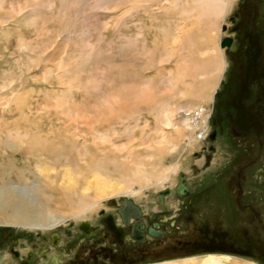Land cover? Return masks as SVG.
<instances>
[{"label": "bare ground", "instance_id": "bare-ground-1", "mask_svg": "<svg viewBox=\"0 0 264 264\" xmlns=\"http://www.w3.org/2000/svg\"><path fill=\"white\" fill-rule=\"evenodd\" d=\"M232 5L233 0H0L1 208L23 210L18 207H26L37 190L103 189L114 177L128 189L98 200L136 197L167 183L174 187L180 162H162L182 143H192L196 128L205 125L198 139L208 133L214 94L227 69L218 29ZM80 13L90 20H79ZM103 38L115 39L133 64L123 58L89 78L83 64L95 59ZM68 40L83 53L72 67L59 61L75 54L65 51ZM202 100L211 102L206 112L196 107ZM129 184L139 190L129 193ZM183 191L178 186L179 196ZM95 203L79 200L73 222L90 220L84 214ZM21 214L7 223L44 231L61 222L53 217L30 223ZM236 260L204 255L156 264Z\"/></svg>", "mask_w": 264, "mask_h": 264}, {"label": "rangeland", "instance_id": "rangeland-1", "mask_svg": "<svg viewBox=\"0 0 264 264\" xmlns=\"http://www.w3.org/2000/svg\"><path fill=\"white\" fill-rule=\"evenodd\" d=\"M49 1L59 4V0ZM81 5H85L84 1ZM42 13L45 18L51 15L48 10ZM78 17L79 20H90L86 14L80 13ZM223 18L225 19L218 29V43L219 48L223 49L227 70L223 81L219 84V89L214 94V103L207 119L208 133L203 139H198L197 133H203L205 125L196 128L193 132L194 141L182 143L175 153L166 156L162 162L163 166L167 167L175 161L180 162L177 174L174 180H171L176 186L173 187L167 183L162 190L151 189L136 197L116 196L104 200H98V197L128 188L114 177L106 181L107 186L103 189H96L94 185L85 188L69 185V190L67 188L37 190L32 192L33 198L24 202L26 207L25 205L18 207L23 210L5 211L0 205L1 253L13 256L17 263L27 260L28 264H41L45 261L53 264L49 261L50 258L63 259V262L67 263L79 249L82 238L91 241L100 237L99 232L94 228L99 225V215L101 217L111 215L118 223V217L114 215L115 209L119 207L122 199H129L141 210L143 222L146 225L162 221L163 237L153 239V247H159L164 243L170 247L174 246L176 239L191 233L192 230L186 223V218L191 217L192 228L197 230L204 239L208 241L222 239L238 245L241 250L247 252V255L226 253L241 258L234 261L235 264H264V0H233L231 9ZM22 31L30 32L24 27ZM226 38L230 40L229 45L221 47L220 42ZM103 39L95 59L83 64L88 71L86 76L89 78L105 70L107 64L121 63L123 58L127 59V63L133 64L131 54L128 51L120 52L119 49L122 48L118 46L115 39L111 41H109L111 38ZM11 40L14 41V38ZM121 42L125 43L124 40ZM72 47V43L68 40L65 51H70L69 53L74 51L72 58L59 59L70 67L76 60H81L83 55L79 47L78 49ZM173 65V62L169 63L168 69L173 70ZM210 105L211 102L205 104V100H202L196 104V107H199L198 111L202 109L206 112ZM233 131H238L242 135L236 137L232 135ZM6 155L13 158V154L9 152ZM129 186V193L139 190L138 185L129 184ZM178 186L188 191V195L179 196ZM214 188L223 192L226 199L223 204L219 205L216 201L209 199L208 191ZM79 200L97 202L92 210L84 214V217L90 219L86 223L91 227L88 224L77 226L78 232L72 236L71 240L66 241V248L63 247V243L52 248L48 247L46 254H52L48 260L40 257L42 241L40 243L34 238L30 240L17 238V235L30 233L36 237L35 227L24 231L15 223L14 225L7 223L21 218V213L29 217L30 223L36 222L37 218L49 221L54 217L61 222L53 229L47 226L41 232L47 235L49 233L62 235L66 225L68 227L69 224L76 225L72 215L78 213L80 209ZM161 205H164L165 209L159 212ZM8 232H11L12 236L5 239L4 235ZM49 237L48 235L47 238ZM94 244L92 247L97 249L98 246ZM32 245L36 249H33ZM148 245L150 243L144 244L146 247ZM26 249L30 251L22 254L21 250ZM110 249L116 250L114 246ZM11 250L18 253V256L11 255ZM127 251L128 249L125 250ZM64 253L67 254L66 258L63 257ZM80 255L82 259V253ZM186 255L189 253L169 251L159 257H147L136 264H151L150 262ZM81 259H77L74 264H79L78 261ZM104 260L103 257H97L95 261L88 260L84 263L105 264Z\"/></svg>", "mask_w": 264, "mask_h": 264}, {"label": "flooded vegetation", "instance_id": "flooded-vegetation-1", "mask_svg": "<svg viewBox=\"0 0 264 264\" xmlns=\"http://www.w3.org/2000/svg\"><path fill=\"white\" fill-rule=\"evenodd\" d=\"M231 133L236 137L242 135V133H239L238 131H233ZM182 193H184L183 196L188 195V191H183ZM208 197L209 199L216 201V203H218L219 205L223 204L226 201L223 192H219L215 188L210 192L208 191ZM162 206L164 207V205ZM121 209H122V204L120 201L119 207L115 209L116 214H114L118 217V223L116 222V219L113 218L111 215H103L102 217L101 215H99L98 217L99 225L94 226V228L97 229V232H99L100 234L98 236L100 237H98L97 239H92L91 241H89L90 239L82 238L81 242L79 243L80 244L79 249L76 251V253L74 254V256L70 261L64 263L63 259L55 260L52 258H50L49 261H51L53 264H74L77 261V259H81L80 258L81 253H82V259L81 261H78L79 264H85L84 262L88 260L95 261L97 257H103V259H105L104 260L105 264H136V262L141 261L147 257L149 258H152L154 256L159 257L160 255H163L164 253H167L169 251L170 252L182 251L184 253H189V255L173 258V259L171 258L164 259L150 263L156 264L165 260L182 259L186 257L204 256V255H224L237 259H241V258L231 254L247 255V252L241 250L238 245H233L231 242L222 239H217L215 241L212 240L208 241L207 239H204V237L197 230H194L192 228L193 224L191 221V217L186 218V223L188 227H190L192 230L191 233L185 234L179 237V239H176L174 241V246L170 247L165 245L164 243L159 247H153L154 243H152V240L163 237V232L161 230V226L163 225L162 221H161L162 224L156 221L146 225L143 222V214L139 209V207H137L139 211L138 218L132 217L133 211L128 208L125 209L124 218H123L122 215H120L119 213ZM164 209L165 207L163 208V210ZM162 211H160L159 208V212ZM86 221L87 220L82 221L80 223L81 225L78 223H75L76 225L69 224L70 225L69 227L68 225H66L65 228L63 227L64 229L62 235L58 233H49L48 234L50 236L49 239L47 238L48 235L46 233H42L40 230H37L39 232L36 233L37 235L36 237L33 233H30L29 235L26 234L17 235V238L18 240H22V239L30 240L34 238L40 243L42 241L43 243L40 244L42 247V253L40 254V257H45V259L48 260V257L52 256V254H46L48 247L52 248V246H58L60 243L61 244L63 243V247L66 248L67 245L66 241L71 240L72 236L78 232L76 227L84 226L82 225V223ZM88 226H90V224H88ZM149 232L154 233L155 237L150 235ZM64 234H66L67 236H65ZM11 236L12 233L8 232L5 233L4 238L8 239ZM94 243H96V245L98 246L97 249L92 247ZM149 243L150 245H148L147 247L144 246V244H149ZM93 246H95V244ZM111 246H114L116 250L111 251L110 249ZM31 247H33V249H36L34 248V245H32ZM126 249H128L127 252H125ZM29 251H30L29 249L21 250V253L26 254ZM226 253H231V254H226ZM0 254H1L0 264H28L27 260L26 261L24 260L21 263H17V261L13 259V256H10L8 253L0 252ZM11 255L17 257L18 253L11 250ZM63 257L66 258L67 254L64 253ZM41 264H50V263L45 261L42 262ZM145 264H149V263H145Z\"/></svg>", "mask_w": 264, "mask_h": 264}, {"label": "water", "instance_id": "water-1", "mask_svg": "<svg viewBox=\"0 0 264 264\" xmlns=\"http://www.w3.org/2000/svg\"><path fill=\"white\" fill-rule=\"evenodd\" d=\"M229 43H230V40L226 38L220 42V46L221 47H227L229 45ZM121 204H122V209L119 211V213H120V215H122L123 218H124V213H125L124 211L126 208L131 209L133 211L132 217H134V218L139 217V211H138L137 207L135 205H133V203L130 200L122 199ZM149 234L152 235L153 237H155L154 233L149 232Z\"/></svg>", "mask_w": 264, "mask_h": 264}]
</instances>
